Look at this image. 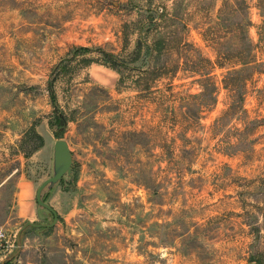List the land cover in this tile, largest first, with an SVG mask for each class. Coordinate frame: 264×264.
I'll return each mask as SVG.
<instances>
[{
  "label": "rangeland",
  "instance_id": "1",
  "mask_svg": "<svg viewBox=\"0 0 264 264\" xmlns=\"http://www.w3.org/2000/svg\"><path fill=\"white\" fill-rule=\"evenodd\" d=\"M0 228V264H264V0H0Z\"/></svg>",
  "mask_w": 264,
  "mask_h": 264
},
{
  "label": "water",
  "instance_id": "2",
  "mask_svg": "<svg viewBox=\"0 0 264 264\" xmlns=\"http://www.w3.org/2000/svg\"><path fill=\"white\" fill-rule=\"evenodd\" d=\"M73 157L68 142L63 138L55 139L52 151V174L40 183L35 192L38 209L43 215L51 214L52 219L47 223L25 221L17 234L18 249L21 247V237L27 227L46 230L53 227L58 221L56 211L46 202V194L54 188L64 176L72 173ZM252 264V263H251Z\"/></svg>",
  "mask_w": 264,
  "mask_h": 264
},
{
  "label": "built area",
  "instance_id": "3",
  "mask_svg": "<svg viewBox=\"0 0 264 264\" xmlns=\"http://www.w3.org/2000/svg\"><path fill=\"white\" fill-rule=\"evenodd\" d=\"M8 249H9L8 236L5 233V231L0 228V254L6 253Z\"/></svg>",
  "mask_w": 264,
  "mask_h": 264
}]
</instances>
